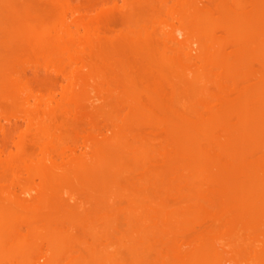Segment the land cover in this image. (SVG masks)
Listing matches in <instances>:
<instances>
[{
  "label": "rangeland",
  "instance_id": "rangeland-1",
  "mask_svg": "<svg viewBox=\"0 0 264 264\" xmlns=\"http://www.w3.org/2000/svg\"><path fill=\"white\" fill-rule=\"evenodd\" d=\"M260 7L0 0V264H264Z\"/></svg>",
  "mask_w": 264,
  "mask_h": 264
},
{
  "label": "bare ground",
  "instance_id": "bare-ground-1",
  "mask_svg": "<svg viewBox=\"0 0 264 264\" xmlns=\"http://www.w3.org/2000/svg\"><path fill=\"white\" fill-rule=\"evenodd\" d=\"M257 6L259 5H261V4H256ZM255 8H256V6H254ZM255 8H254V13H255V15L257 14V16H259V14L261 13V12H258V10L256 9L255 10ZM258 8V7H257ZM261 9L263 8V7H260ZM260 10V9H259ZM263 11H264V8H263ZM256 12H258V13H256ZM264 13V12H263ZM262 14V13H261ZM260 18H262V17H260ZM262 20H263V18H262ZM181 31V30H180ZM69 38V41H73L74 42V38H73V36L71 35V34H66ZM57 39V44H58V49H61L60 51L61 52H65V51H68V47H69V41H65V38L63 39V36L62 37H58V38H56ZM60 40H61V42H60ZM72 42V43H73ZM63 50V51H62ZM264 54V53H263ZM262 54V55H263ZM263 59H264V57H263ZM15 75H19V74H15ZM19 87H20V89H21V92H23L22 91V88H26L27 89V87H28V85H27V83H24V84H21V85H19ZM232 88V87H231ZM231 88H228V90H230ZM237 87H234V89H236ZM233 89V88H232ZM228 90H226V91H228ZM237 92H238V90H236ZM240 91V90H239ZM230 93L231 92H235L234 90H231V91H229ZM234 93V95H236V94H238V93ZM239 94H240V92H239ZM233 95V94H232ZM233 95V96H234ZM15 124H17V123H15ZM18 148H20V145H18ZM1 153V152H0ZM262 182H264V181H262ZM249 185H251V184H249ZM0 241H1V239H0ZM261 248V247H260ZM264 248V247H263ZM263 248H261V249H263ZM260 252H261V250H260ZM264 252V249L262 250V253Z\"/></svg>",
  "mask_w": 264,
  "mask_h": 264
}]
</instances>
